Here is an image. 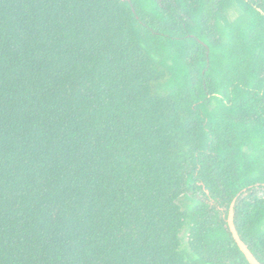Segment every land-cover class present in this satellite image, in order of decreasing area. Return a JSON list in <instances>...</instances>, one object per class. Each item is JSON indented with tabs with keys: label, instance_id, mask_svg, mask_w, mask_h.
<instances>
[{
	"label": "trees",
	"instance_id": "trees-1",
	"mask_svg": "<svg viewBox=\"0 0 264 264\" xmlns=\"http://www.w3.org/2000/svg\"><path fill=\"white\" fill-rule=\"evenodd\" d=\"M264 264V0H0V264Z\"/></svg>",
	"mask_w": 264,
	"mask_h": 264
},
{
	"label": "water",
	"instance_id": "water-1",
	"mask_svg": "<svg viewBox=\"0 0 264 264\" xmlns=\"http://www.w3.org/2000/svg\"><path fill=\"white\" fill-rule=\"evenodd\" d=\"M228 222H229V227H230V230L232 232V235H233L234 239L236 240V242H237L238 246L240 247V249L244 252V254H245L246 258L248 259V261L251 264H260L256 260V258L252 255V253L248 250L246 245L240 240L239 236L237 235V233H236V231L234 229L233 223H232L231 214L229 215Z\"/></svg>",
	"mask_w": 264,
	"mask_h": 264
}]
</instances>
